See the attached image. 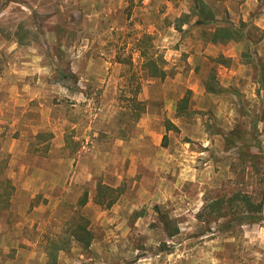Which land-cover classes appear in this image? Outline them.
Masks as SVG:
<instances>
[{
	"label": "rangeland",
	"instance_id": "rangeland-1",
	"mask_svg": "<svg viewBox=\"0 0 264 264\" xmlns=\"http://www.w3.org/2000/svg\"><path fill=\"white\" fill-rule=\"evenodd\" d=\"M205 2L249 41L203 43L190 0H0V264H47L53 244L58 264H264V0ZM234 128L250 151L225 150ZM97 182L120 189L110 208ZM235 193L260 221L237 222Z\"/></svg>",
	"mask_w": 264,
	"mask_h": 264
},
{
	"label": "trees",
	"instance_id": "trees-1",
	"mask_svg": "<svg viewBox=\"0 0 264 264\" xmlns=\"http://www.w3.org/2000/svg\"><path fill=\"white\" fill-rule=\"evenodd\" d=\"M131 3L133 0H126ZM192 7H190L191 16L195 18L194 25L200 28H204L205 26L210 27L209 30L203 29L201 32V40L203 43H209L212 45H225L230 42H241L246 39L247 34L244 31V24L240 22L239 25H234L232 22H226L224 25H219L217 20L215 19V12L210 9V7L206 4L205 0H190ZM190 15H183L180 18L184 19L182 23H186ZM249 41V40H248ZM217 59V60H216ZM214 61L221 65L227 64V60H224L221 56L216 58ZM221 59V61L219 60ZM264 70V69H263ZM60 80L66 81L71 76L68 74L59 72ZM153 76H156L153 74ZM261 80V78H260ZM263 87V86H262ZM261 87V88H262ZM70 89V88H68ZM205 91L207 93L216 94L222 91L219 86H211L210 84L205 83ZM188 97L183 96L176 104V114L180 115H188ZM254 119V120H253ZM264 121V110L257 113L253 116L251 120L252 128H255L256 122ZM173 127L169 123V128ZM223 136V143L226 151H242L243 148H247L250 151L251 146L247 143L246 136L243 135L241 130L234 128L227 133H221ZM240 152V151H239ZM260 150L258 151V154ZM121 195V191L119 188H112L110 186L104 185L100 182L96 183L95 193L93 196V203L103 207L110 208L117 201L119 196ZM229 202L232 204L234 202L239 203V206L242 208V213L239 215L237 222H245L247 224L257 223L260 221L261 216L260 213L262 211V203L260 201H254L251 195L235 193L231 196ZM79 206H83L87 203V195L84 194L78 200ZM217 207V214L213 218L214 222H218L219 220L225 219L223 225L231 226L234 222V217L226 219L227 216L223 213H220V210L223 208L222 199H217L211 204V209ZM237 219V218H236ZM80 220H82L80 218ZM165 223V234L168 238L174 237L178 233V228L173 226L172 220H168L165 217V220H162ZM222 225V224H221ZM70 237L72 241L76 242L83 249L87 250L92 242V234L90 230L83 224L82 222H76L71 228ZM63 250V248H59L56 244L49 245L46 250L47 255V264H58L57 263V252Z\"/></svg>",
	"mask_w": 264,
	"mask_h": 264
},
{
	"label": "crops",
	"instance_id": "crops-1",
	"mask_svg": "<svg viewBox=\"0 0 264 264\" xmlns=\"http://www.w3.org/2000/svg\"><path fill=\"white\" fill-rule=\"evenodd\" d=\"M202 93H207V92L205 91V86H204V89L202 90ZM181 98H182V97H181ZM181 98H180V99H181ZM180 99H179V100H180ZM179 100H178V101H179ZM178 101H176V103H175V105H174V109L176 108V104H177ZM175 113H176V109H175ZM172 116H173V115H172ZM175 116H176V117L174 118L175 120H177V118L180 117V116H177V114H176ZM168 119H169V118H168ZM178 120H179V119H178ZM169 123L173 126V127H170V129H171V128L179 129V128H177L176 124H175L172 120H171ZM170 129H169V130H170ZM167 130H168V129H167ZM179 130H180V129H179Z\"/></svg>",
	"mask_w": 264,
	"mask_h": 264
}]
</instances>
